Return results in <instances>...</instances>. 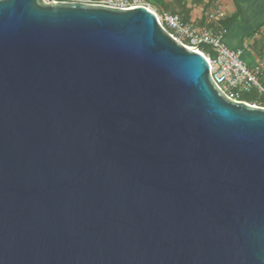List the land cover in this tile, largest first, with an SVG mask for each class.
I'll return each mask as SVG.
<instances>
[{
  "label": "water",
  "instance_id": "95a60500",
  "mask_svg": "<svg viewBox=\"0 0 264 264\" xmlns=\"http://www.w3.org/2000/svg\"><path fill=\"white\" fill-rule=\"evenodd\" d=\"M0 264H264V108L144 7L0 0Z\"/></svg>",
  "mask_w": 264,
  "mask_h": 264
},
{
  "label": "built area",
  "instance_id": "2783aa9c",
  "mask_svg": "<svg viewBox=\"0 0 264 264\" xmlns=\"http://www.w3.org/2000/svg\"><path fill=\"white\" fill-rule=\"evenodd\" d=\"M62 2L118 10L144 7L156 15L159 25L173 39L206 58L214 84L227 99L251 105L243 101L245 96L256 94L264 98V86L260 81L259 72L251 69L244 61L243 50H235L228 46L225 40L226 31L223 28L214 30L194 23H185L179 15L156 12L145 0H63ZM213 2L214 10L209 15V21L220 22L226 17L223 0H213Z\"/></svg>",
  "mask_w": 264,
  "mask_h": 264
},
{
  "label": "crops",
  "instance_id": "0c3cea01",
  "mask_svg": "<svg viewBox=\"0 0 264 264\" xmlns=\"http://www.w3.org/2000/svg\"><path fill=\"white\" fill-rule=\"evenodd\" d=\"M148 1L160 14L168 12L179 15L185 23L214 30L225 29L228 46L244 51V61L259 72L264 86V0H223L226 17L213 23L209 21V15L214 10L213 0ZM254 105L264 108V98L258 96Z\"/></svg>",
  "mask_w": 264,
  "mask_h": 264
},
{
  "label": "trees",
  "instance_id": "16d2710c",
  "mask_svg": "<svg viewBox=\"0 0 264 264\" xmlns=\"http://www.w3.org/2000/svg\"><path fill=\"white\" fill-rule=\"evenodd\" d=\"M53 1L62 2L63 0H53ZM146 2L150 3L148 0H146ZM166 11H169V10H166ZM243 101H245L251 105H254V103H256L258 101V96L256 94H250V95L245 96Z\"/></svg>",
  "mask_w": 264,
  "mask_h": 264
},
{
  "label": "rangeland",
  "instance_id": "374dc122",
  "mask_svg": "<svg viewBox=\"0 0 264 264\" xmlns=\"http://www.w3.org/2000/svg\"><path fill=\"white\" fill-rule=\"evenodd\" d=\"M203 50H205V49H203Z\"/></svg>",
  "mask_w": 264,
  "mask_h": 264
}]
</instances>
